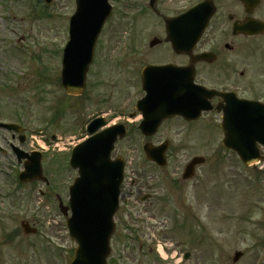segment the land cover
Segmentation results:
<instances>
[{
  "label": "rangeland",
  "instance_id": "374dc122",
  "mask_svg": "<svg viewBox=\"0 0 264 264\" xmlns=\"http://www.w3.org/2000/svg\"><path fill=\"white\" fill-rule=\"evenodd\" d=\"M148 2L112 0L113 13L96 42L86 90L71 98L60 85V63L73 0H54L43 11L37 0H0V122L19 119L22 150L44 152L41 165L49 179L47 187L26 184L13 197L8 179L21 169L9 144H19L0 130L5 151L0 153V264H69L75 243L67 236L55 195L67 205V189L77 176L63 164L67 148L79 139L83 122L98 114L128 123L126 137L112 153L126 167L107 264H264V161L243 166L224 150L222 135L208 120L164 122L145 138L137 128L140 116L129 118L142 95L139 71L162 59L149 41L164 38L163 21ZM185 6L173 1L166 14ZM164 141L169 143L170 179L175 180L173 203L168 171L155 170L142 150L145 143ZM196 156L205 159L204 165L197 166L191 180H181L186 163ZM40 190L48 193L46 198ZM9 194L20 201L13 204ZM144 195L150 199L141 202ZM22 221L37 233L24 236ZM236 252L242 257L232 263ZM184 253L191 254L188 261Z\"/></svg>",
  "mask_w": 264,
  "mask_h": 264
},
{
  "label": "water",
  "instance_id": "95a60500",
  "mask_svg": "<svg viewBox=\"0 0 264 264\" xmlns=\"http://www.w3.org/2000/svg\"><path fill=\"white\" fill-rule=\"evenodd\" d=\"M46 2L50 3V0ZM108 2L109 0H75L76 10L69 23L70 36L62 56L63 69L60 77L62 88L70 96L80 95L85 89V74L93 59L95 41L105 20L111 14ZM198 10L199 8L179 18L166 20V41L171 42L174 52H188L186 50L191 49L201 36L208 18L204 11L197 14ZM195 13L197 15H194ZM150 42V47L158 45L155 39ZM140 75L146 97L135 107L142 113L143 121L138 128L145 136H152L163 120L174 115L186 120L199 118L203 106L196 103L194 91L177 94L173 100L174 104L164 111L160 67H146ZM208 108L209 106L206 109ZM246 117L234 122L235 126L241 129L238 132L234 131L233 119L224 118L222 128L225 138L222 144L235 151L245 165L250 166L262 159L257 145L264 146V114L250 113ZM0 128L19 131L15 125L2 124ZM88 131L92 133L94 130ZM125 134L123 126L112 127L79 144L71 152L69 164L73 169H77L78 178L69 188L68 207H62L59 202L62 213H67L68 210L71 212L66 227L69 237L77 244L70 264H106L110 254L109 241L114 231L113 214L118 208V193L123 176V161L116 159L111 162L110 154L116 138L120 139ZM166 146L167 143L159 147L146 144L143 150L148 160L163 167ZM13 150L19 161L27 156V161L23 164L25 170L18 176L22 183L36 180L47 182L42 176L41 154L35 152L26 155L17 148ZM203 162V158L193 159L186 166L183 179L191 178L193 168ZM22 227L27 235L35 232L26 225ZM240 257L241 253H235L233 262ZM188 258L189 254H186L184 259Z\"/></svg>",
  "mask_w": 264,
  "mask_h": 264
},
{
  "label": "flooded vegetation",
  "instance_id": "af4514ba",
  "mask_svg": "<svg viewBox=\"0 0 264 264\" xmlns=\"http://www.w3.org/2000/svg\"><path fill=\"white\" fill-rule=\"evenodd\" d=\"M173 1L174 3L184 1L185 9L166 14ZM200 4H203L206 9L213 8V13L198 43L190 53L176 54L163 39L157 40L159 56L162 57L159 60L160 66L172 65L173 70L185 68L190 76H185L182 80L161 77V84L166 86L162 87V90L177 88L179 84L186 85L190 82L194 90L196 89L194 86L198 87L195 91L202 100L206 99V96L200 93L202 89L222 93L224 95L222 97L216 93L208 98L212 108L202 113L199 119V121L208 120L213 123L215 130L222 135L219 124L224 111L225 114L231 113L236 105L234 103L236 99L250 100L264 105V0H154V8L149 9L153 11L157 20L163 21L164 29L165 19L179 16ZM137 85L141 88L140 75ZM98 117L105 119V126L102 129L117 122L103 114L91 116L83 122L84 129L82 128L83 132L79 134L83 140L88 137L85 130ZM175 119L182 124L193 123L186 122L180 117H173L165 123ZM17 122L16 124H19ZM96 125L97 123L94 126ZM98 131L100 129L96 133ZM10 139H16L14 134H10ZM166 159L171 191V183L175 180L170 179L168 154H166ZM148 164L156 168L155 164L149 162ZM138 186L139 189L142 187L140 184ZM121 196L122 194L120 198ZM170 202H172V191ZM123 225L126 226L125 222Z\"/></svg>",
  "mask_w": 264,
  "mask_h": 264
}]
</instances>
